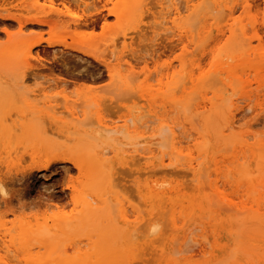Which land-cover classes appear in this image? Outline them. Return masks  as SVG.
<instances>
[{"label":"rangeland","instance_id":"374dc122","mask_svg":"<svg viewBox=\"0 0 264 264\" xmlns=\"http://www.w3.org/2000/svg\"><path fill=\"white\" fill-rule=\"evenodd\" d=\"M26 1L27 4H31L33 0ZM36 1V9L30 11L26 7L27 4H23V0H0V17L9 14L15 15L18 19L20 17V20H25L35 14L39 15L41 12H60V10V13L65 15L69 11L71 12L69 14L83 16L93 13L103 2V0H100L101 3L95 1V3L97 2L96 7L93 0H83L87 3L90 2L88 9L93 3L91 12L82 5L77 6L71 3L70 0L69 2L65 0ZM163 1L110 0L104 4L105 9L99 19L92 16L94 21L91 24L94 22L95 25L88 23V26L83 24L72 26L70 24L68 29L62 26L49 28L48 26L25 24L21 28L22 31H19L16 22L0 19V112L2 113H0V181L3 190V194L0 193V229L5 230L6 234L13 237V242L7 243L9 250L13 252H7L0 246V264H30V262L32 264V260L35 258H38L37 264H40L45 260L43 249L40 251L38 249L31 250L30 252L19 250L17 251L19 252L18 257L13 256L15 250L19 249L21 239L29 235L31 231L40 229L44 225L51 227L53 223L61 224V219H66L62 223L64 225L63 230L73 232L77 238L108 233L112 241L115 240L112 244L119 243L122 246L133 239L134 243L131 242L133 245L130 249H132L131 253L137 255V258H134L136 257L134 254V257H131V264H181L182 258L189 256L187 249L190 248V244L194 242L192 244L197 246L202 241L204 242L202 243L204 254L200 253L193 256L187 264H264V193L263 196L261 195L264 189L262 188L264 187V179L260 175V173L264 175V0H220L219 7L213 1L206 0L198 7L199 11L196 10V13L185 12L182 15L184 17L178 19L179 22L175 19L173 7L169 8ZM181 1L184 4H181L180 7L184 8L185 1L180 0L178 3ZM245 1L249 4V8L244 7ZM116 2H118L120 9L123 7V3H126V7L135 3V6L139 8H135L133 4L129 13L132 14L135 10L137 12L132 14V18L131 14L127 15L128 13H126V17H130L128 19L132 20L134 16L138 15L137 22L136 20L135 22L129 21L125 17L122 27L115 28L116 30L111 33L113 35L109 36L108 34L107 38L106 36L102 37L100 32L103 23L114 24L116 21L113 16L107 15V9H112ZM192 2L196 3L197 0H192ZM21 6L24 9H20ZM225 7L233 11L230 17L227 16ZM132 10L133 12H131ZM208 11L213 12V15L206 14ZM190 13L196 15L189 17ZM53 17L51 18L53 19ZM61 17H63L61 20L70 18ZM208 19L209 21H207ZM129 23L138 26L140 30L139 28L136 29L138 31L129 29L127 27ZM180 26L186 31H191L192 34V30H195V34H193L194 43L192 41L188 44L187 41H184L183 44H180L179 38L176 36L177 28ZM162 30L163 32L172 30V33L168 31L165 32L169 34L162 33ZM69 32L75 33L76 38L78 37L76 40L82 41L84 39V41L77 42L75 36L72 37L73 34ZM88 32H93L92 36L94 37L89 39L92 36L87 35ZM98 34L102 39L105 38V42L101 40ZM175 36L176 38H174ZM51 38L65 42V46L54 47L56 53L63 54V58L66 60L64 63L63 58L59 60L60 63L57 60H55L57 63L51 60L49 54H52L50 52L54 50L48 48L45 42ZM36 40L41 41L40 46L31 48L30 55H26L27 45ZM186 44L189 45V48L187 47L186 50L182 51V47ZM24 47L25 49H23ZM180 59H183L184 64L186 63L185 69L179 66ZM120 63L121 65H119ZM109 67L121 71L122 76L114 77L115 79L109 77L107 71ZM156 67L159 70L158 73ZM194 67L199 68L201 80L195 89L191 90V83L187 82L188 84L184 86L183 82L187 80L182 81L181 79L182 83L181 81L179 83L178 80L182 77L178 75L180 73L184 77ZM144 69L145 71H143ZM130 70L133 75L129 76ZM166 73L169 75L177 73L176 78L174 77L176 80L171 78L167 80L165 78ZM21 76L23 80L25 79L22 84L18 80ZM125 77L127 78L125 79ZM224 79L227 80L224 81ZM234 79L237 84L232 85L231 82ZM175 81L181 87L175 86ZM20 86L22 87L20 88ZM183 88H186V95L181 98ZM203 94H207L206 99L212 100L214 104L218 102L215 100L216 95L225 96L222 98L224 102H220L222 107H218L215 112L209 114L211 117L209 119V131L212 137L215 139L219 127L224 125L229 115L233 116L234 125L233 130L227 133L229 136H227L228 139L224 144L227 147H224L221 152L218 151L217 155L214 152V157H211L212 162H209L212 165L209 169L210 172L208 170L206 176L201 174V179H194L187 173L186 169L179 167L170 168L176 173L164 172L165 174L159 171L154 174L155 170L151 168L144 169L145 163L156 161L159 158L160 153L157 152L167 150L168 145L166 143L169 142L167 141L169 136L166 133L170 134L167 126L165 129L168 132L165 133L164 131L160 135L161 137L157 136L156 138L159 142L157 144H164V149L165 147L166 149H162L161 146L159 148L156 144L158 149L154 153L155 156L149 160L140 158L142 161L138 160L140 162L137 161V165L131 162V154L133 155L132 158L135 154L141 156L139 151L147 146L149 139L146 136L139 137L129 132L132 130L131 123V126L127 124L130 128L128 132L123 127L120 134L107 136L104 133L97 134L99 128L96 126L97 116L95 112L98 110L100 117L111 126H122L128 113L139 109V113L135 114L136 118L144 115L143 111L146 113L151 111L155 114L153 119L156 120L155 122L153 120L154 124H152L154 127H157L159 117L166 118L169 125L171 122H175L172 126L183 125L187 123V119L196 120L202 116L196 115L194 117L192 108L187 109L188 112L185 114L187 116H185L184 111L186 113L187 110L182 109V107L185 105L193 107ZM248 96L250 100L246 101ZM91 97L98 104L97 107L90 102ZM47 101H50L51 105L44 104ZM176 101L179 102V105L175 108ZM250 103L252 105L250 106L251 110L246 111L245 107H249ZM65 104L77 106L82 114L80 120L84 117L82 119L84 120L83 125L72 127L73 125L70 124L69 128L65 129V132L69 131L65 135H63L64 133H56L55 127L50 125L44 116L35 118V115H30L26 111L47 112L51 111V106L63 111ZM228 106L229 108H227ZM4 113L12 115L2 118ZM162 113L165 115L164 117H162ZM66 116L65 114L60 116L65 125L68 123L66 121H69ZM32 118L37 120L33 121ZM144 119L138 118L140 120L139 125ZM25 120L27 121L24 124ZM38 120L44 122L45 126ZM4 121L6 124L8 123L7 126L4 125ZM135 123L139 126L138 121ZM30 124H34L36 127L32 128L33 131L29 128ZM41 124L44 126L43 129L40 128ZM15 129L18 131L17 134H15ZM141 130L142 128H139V131ZM200 131L204 132L201 127H199ZM233 131L236 132L233 133ZM39 132H43L44 136ZM47 132L49 133L46 136ZM241 134L242 136H240ZM215 143L213 141V145ZM156 145L153 148H156ZM101 151L107 153L102 158L108 159L113 172H116L113 176L115 181L111 183L114 184L111 187H114L113 191L110 189V184L100 187L99 173L95 172L90 165L84 167V163L93 155L100 157ZM182 155L184 157H182L183 160L180 158L182 161L179 163L181 164L184 163L188 155L196 157L192 143L183 150ZM129 156L128 164L130 166L124 165L125 159ZM136 156L133 160L139 158ZM253 156L258 160L259 169L255 168ZM74 160L82 164L83 168L77 169L73 164ZM199 161L202 162L203 160L200 159ZM134 162L136 164V161ZM231 163L232 165L229 166ZM241 163L245 169L242 166L239 167ZM201 167V170L206 171L208 164L206 166L202 164ZM215 168L218 169L217 174L214 172ZM241 169H244L245 176L248 175L245 172L251 175L255 174V176L249 179L243 176L246 179L244 180L243 177L241 179V175H243ZM227 170L228 172H226ZM148 171H152L149 173L153 175L147 174ZM209 174H211L209 181L213 187H210V191L216 194V199L212 200L217 202L215 204L212 202L211 207L209 206L211 198L207 194L209 189L207 186L206 189L204 187V179H207ZM93 176L97 177V180L94 183L95 186L91 188L93 184H91L90 178ZM259 177L260 181H258ZM200 183H202L201 186H198ZM257 183L259 184L257 185ZM242 184L244 185L242 186ZM260 185L262 186L260 187ZM154 186L159 190H170L171 200L174 202L171 204L167 198L157 199L158 201L154 199L153 210L156 209L160 214L153 217L159 231L150 237H146L144 233H146L147 228L143 221L146 222V219L149 218L147 214L150 201L143 191ZM203 189L208 190V192L205 194ZM258 190L261 191L259 195ZM211 193L209 192L210 196ZM177 195L179 197H176ZM97 196L105 198L103 200L105 204H101L96 212L93 210L94 212L86 224L75 228V230L69 226L70 224L65 228L64 222L69 223L80 216L81 212L87 209V204ZM205 196L208 204L202 198ZM218 196L221 199H218ZM106 198L108 199L107 203ZM74 199H77L80 204H75ZM164 199L165 201H162L164 204L159 206L161 200ZM179 200L180 202L176 203ZM120 205L129 215L127 223L129 227H124L122 224L118 212ZM179 208H181V216L179 215ZM185 210L188 212L187 214ZM191 210L193 211L191 212ZM139 215L140 221L134 222L135 216ZM228 216L233 221L230 222ZM188 217L191 218L188 220ZM173 219L178 223L175 222L174 227L177 230L172 233L171 225L173 227V222L170 220ZM184 220L186 224L183 223ZM99 221L101 223H98ZM110 223H113L114 226L106 230ZM21 225H25L24 231H20L19 226ZM182 225L185 226L182 227ZM59 226L56 225V228H53L51 232H59L60 228H57ZM122 228L124 229L122 230ZM189 232L192 234L190 235ZM184 233L186 237L188 233L190 236L187 237L189 241L185 244L189 247H184L185 254H178L179 252H174L178 256L171 254V250L176 249L181 244L177 238L183 237ZM234 237L238 243L237 246L235 242L233 243ZM144 238L155 239V241L150 242L149 239L143 241ZM172 241L177 243V247ZM146 244L147 246L150 245L151 248L148 246V249L144 248L143 250ZM161 245L162 248L160 249L159 246L161 247ZM232 245L236 246L235 251L231 250L230 252L229 249ZM151 253H153V257L150 256ZM51 264H58V262Z\"/></svg>","mask_w":264,"mask_h":264},{"label":"bare ground","instance_id":"6f19581e","mask_svg":"<svg viewBox=\"0 0 264 264\" xmlns=\"http://www.w3.org/2000/svg\"><path fill=\"white\" fill-rule=\"evenodd\" d=\"M66 2L68 1L69 2V0H65ZM90 1V0H89ZM95 1H97V2H102V1H100V0H93V2L95 3ZM108 1H110V0H103V2H102V4H101V6H99V8L97 9H95L94 10V12L93 13H90V14H87V15H83V16H77V15H74V14H69V13H71V12H67V14L65 15V14H63V13H60L61 12V10H60V12H41V13H39V15L38 14H35L33 17H29V18H26L25 20H20V17H19V19L18 18H16L15 17V15L14 16H12V15H5V16H2V17H0V19H3V20H10V21H13V22H16L17 24H18V26H19V31L21 30L22 31V27L25 25V24H35V25H39V26H48L49 28L51 27V28H55V27H57V26H62L63 28L64 27H67V29H68V27H69V25L70 24H72V26H74V25H80V24H83V25H87L88 23H92V21H94L92 18V16H96V17H98V19H99V16H102V11L105 9V6H104V4L106 3V2H108ZM133 1H135V0H133ZM144 1V0H143ZM161 1V0H160ZM166 1V2H165ZM183 1H185V5H184V8H182V7H180V6H182L183 4H184V2H183V4H182V1H181V3H178V2H180V0H164L163 2L164 3H166V5H168L169 6V8L170 7H173V10L175 11V16H176V20H180L181 18H183L184 16H182L185 12L186 13H189V12H191V13H196L197 11H199L198 10V7H200L201 5L200 4H202L204 1H206V0H197V2L196 3H193L192 2V0H183ZM210 1H213L215 4H216V6L217 7H219V3H220V0H210ZM248 1V0H247ZM49 2H51V0H49ZM49 2H47V3H49ZM54 2V1H53ZM70 2L71 3H74L75 5H82V6H84V7H88L89 8V3H87L86 1H83V0H70ZM96 2V3H97ZM130 2H132V1H130ZM157 2H159V1H157ZM192 2V3H191ZM243 2V1H242ZM70 3V4H71ZM95 3V5L94 6H96L97 4ZM123 3V2H122ZM23 4H27V1L26 0H23ZM99 4V3H98ZM124 4V5H123ZM122 4V8L120 9L119 8V4H118V2H116L115 3V6L112 8V9H107V15H110V16H113L115 19H116V21L114 22V24H106V23H103V25L101 26V32H100V35L102 36V37H105L106 36V38H107V35L109 34V36L110 35H113V34H111L112 33V31L114 32L116 29L115 28H121L122 27V23L125 21V17H126V13H128L127 15H129V14H131V13H129L130 12V10L133 8L132 6H133V4H134V6H135V3H133V4H131V5H128L127 7H126V3H123ZM129 4V3H128ZM138 4H139V2H138ZM161 4V3H160ZM182 4V5H181ZM64 5H65V3H64ZM91 6L93 5V3L92 4H90ZM90 6V9L91 8H93V7H91ZM140 6V5H139ZM146 6V5H145ZM168 6H166V7H168ZM215 6V7H216ZM19 7H20V5H19ZM26 7L28 8V10H30V11H33V9H36V7H37V1L36 0H33L32 2H31V4H27L26 5ZM25 7V9H27ZM97 7V6H96ZM165 7V8H166ZM244 7L245 8H249V4L245 1V5H244ZM30 8V9H29ZM66 8V7H65ZM87 8V9H88ZM130 8V9H129ZM135 8H139V7H136L135 6ZM141 8V7H140ZM168 8V9H169ZM20 9H24L22 6H21V8ZM38 9V8H37ZM90 9H88V11L90 10ZM123 9H125V10H123ZM184 9V10H183ZM200 9V8H199ZM225 9L227 10V16L228 17H230L231 15H232V13H233V11L230 9V8H228V7H225ZM86 10V9H85ZM197 10V11H196ZM201 10V9H200ZM204 10V9H203ZM211 10V9H210ZM38 11V10H37ZM91 12H92V10H90ZM125 11V12H124ZM168 11V10H167ZM172 11V10H171ZM202 11V10H201ZM35 12V11H34ZM86 12H87V10H86ZM86 12H84L83 11V13H86ZM131 12H133V10L131 11ZM135 12H137V10H135L132 14H134ZM212 12V11H211ZM191 13L189 14V17H190V15H191ZM209 13V16H211L210 14H212V13H210V11H208L206 14H208ZM104 14V13H103ZM132 14H131V18H132ZM169 14V13H168ZM54 16L53 17V19L51 18L52 16ZM98 15V16H97ZM171 15V14H170ZM194 15H196V14H194ZM194 15H191V16H194ZM213 15V14H212ZM51 16V17H50ZM61 16H66V17H70L72 20H69L68 18H64L65 19V21H63V20H61L63 17H61ZM105 16V15H104ZM137 16V17H136ZM136 16H134L133 17V19L131 20V19H128V18H130V17H126L129 21L131 20V21H133V22H135V20H136V22H137V19L136 18H138V15H136ZM55 18V19H54ZM60 18V19H59ZM105 18V17H104ZM213 18V17H212ZM212 18H210V19H212ZM21 19H23V18H21ZM95 19V18H94ZM102 19V18H101ZM141 19V18H140ZM188 20L190 19V18H187ZM202 19V18H201ZM123 20V21H122ZM179 20H178V22H179ZM205 20V19H204ZM100 21V20H99ZM207 21H209V19L207 20ZM120 22H121V24H120ZM139 22V21H138ZM101 23V22H100ZM130 23H132V22H130ZM128 24L127 25V27L129 28V29H132V30H136L137 28H139L138 26H135V25H131V24ZM90 24H89V28L91 27L90 26ZM93 24H94V22H93ZM93 24H91V25H93ZM97 24V23H96ZM132 24H134V23H132ZM160 25H161V23H159ZM168 24V23H167ZM186 24H188V22H186ZM95 25V24H94ZM155 25V24H154ZM153 25V26H154ZM71 26V25H70ZM88 26V25H87ZM125 26V25H124ZM159 26V25H158ZM186 26V25H185ZM187 26H189V25H187ZM126 27V28H127ZM140 27H141V25H140ZM169 27V26H168ZM177 27V26H176ZM191 27V26H190ZM125 28V27H124ZM128 28H127V30H128ZM159 28H160V26H159ZM62 29V28H61ZM92 29V28H91ZM114 29V30H113ZM170 29H172V27H170ZM178 30L176 31V36L179 38L178 39V41L180 42V44H183L184 43V41H187L188 42V44L189 43H191L192 41H193V34H195L194 32H195V30H192L191 28V30L193 31V34H192V32L191 31H186V30H184L183 29V27H178L177 28ZM58 30V29H57ZM64 30V29H63ZM139 30H140V28H139ZM206 30V29H205ZM68 31V30H67ZM136 31H138V30H136ZM165 31H168V30H165ZM163 32V30H162V33H166V34H169V33H172L171 31L172 30H170V31H168V32ZM173 31H174V29H173ZM175 32V31H174ZM174 32H173V34H174ZM19 33V32H18ZM70 33V32H69ZM116 33V32H115ZM70 34H73V33H70ZM69 34V35H70ZM75 34V33H74ZM73 34V36L72 37H74L75 35ZM87 35H89V36H92L93 35V32H88V33H86ZM204 34V33H203ZM68 35V34H67ZM99 34H98V36L101 38V40H104V42H105V38L104 39H102V37L100 36ZM71 36V35H70ZM95 36H97V35H95ZM108 36V37H109ZM170 36V35H169ZM172 36V35H171ZM176 36L174 37V38H176ZM199 36V35H198ZM94 36H92V37H90L89 39H91V38H93ZM75 38V40L78 38H76V36L74 37ZM77 42L79 41V43H81V42H83L84 41V39L81 41V40H76ZM75 41V42H76ZM81 41V42H80ZM40 40H36L35 42H32V43H30V44H28L27 45V47H26V49H25V47L23 48V49H25L26 50V55H30V51H31V48H33V47H38V46H40ZM46 42V44H47V47L48 48H52V50H54V47L55 46H65V42L64 41H62V40H57V39H53V38H51L50 40L48 39V40H46L45 41ZM192 43H194V41L192 42ZM179 44V45H180ZM188 44H186L185 46H183L182 47V51L183 50H186L187 49V47L189 48V45ZM191 45V44H190ZM73 47H76V46H74L73 45ZM56 50H54V51H51L50 53H52V54H49L50 56H51V60H53V61H55V60H57L58 62H59V60L60 59H62L63 58V54L61 53H56L55 52ZM23 52V51H22ZM46 53V52H45ZM185 53H186V51H185ZM182 54H184V53H182ZM46 56V55H45ZM49 56V57H50ZM182 56H184V55H182ZM48 57V56H47ZM97 58V57H96ZM181 58H183V57H181ZM66 60H65V58H63V63L65 62ZM183 61V59L181 60H179V66L180 67H183L184 68V66L185 67H187L186 66V63L184 64V62H182ZM56 62V61H55ZM194 62V61H193ZM57 63V62H56ZM60 63V62H59ZM62 63V62H61ZM67 63V62H66ZM100 63V62H99ZM102 63V62H101ZM68 64V63H67ZM126 64V63H125ZM62 66H64V64H61ZM66 65V64H65ZM119 65H121V63L119 64ZM124 65V64H123ZM130 65V64H129ZM61 66V67H62ZM108 66V65H107ZM125 66V65H124ZM158 66V65H157ZM119 67H121V66H119ZM67 68V67H66ZM110 68V69H109ZM108 68V76L109 77H111L112 79L114 78V77H121L122 76V73H121V71H119V70H114V68L113 67H109ZM159 68V67H158ZM168 68V67H167ZM182 69V68H181ZM185 69V68H184ZM156 70H158L157 69V67H156ZM169 70H170V68H169ZM168 70V71H169ZM143 71H145V69L143 70ZM182 71V70H181ZM180 71V72H181ZM187 71V70H186ZM129 72H131V70L129 71ZM159 72V70L157 71V73ZM133 72H131V73H128V75L130 76L131 74H132ZM156 73V72H155ZM168 73V72H167ZM166 73V74H167ZM221 73H222V71H221ZM169 74H170V72H169ZM169 74H167V76L165 77L167 80L169 79V78H171V79H174V77H175V75H177V73L175 74V75H169ZM127 77H129L127 74H125ZM133 75V74H132ZM184 75V74H183ZM199 75H200V71H199V68H195L194 67V69L193 68H191V70H190V72L186 75L185 74V76L183 77V76H181L180 75V73H179V75L178 76H180V77H182V78H179V83H180V81L182 80V81H184V80H187V81H184L183 82V85L185 86V84H188L187 82H190L191 83V90L192 89H195V87H196V85L199 83V80H201V78L199 77ZM165 76V75H164ZM127 77H125V79L127 78ZM163 77V76H162ZM20 79H18L19 80V82L22 84V83H24V80H23V78H22V76L21 77H19ZM176 78V77H175ZM115 79V78H114ZM162 79H164V78H162ZM177 79H178V77H177ZM181 79V80H180ZM223 79V78H222ZM174 80H176V79H174ZM227 80V79H226ZM225 79H224V81H226ZM182 81H181V83H182ZM121 82V81H120ZM162 82V81H161ZM171 83L173 82V81H170ZM235 82H237V81H235V79L234 80H232V82H231V84L233 85V84H237V83H235ZM26 83V82H25ZM55 83V82H54ZM176 83H178V82H174V85L175 86H177V85H179V83L178 84H176ZM63 84V83H62ZM169 84V83H168ZM167 84V85H168ZM55 85V84H54ZM180 87H181V85H179ZM22 86H20V88H21ZM185 89L186 88H183V95L181 96V98H184V96L186 95L185 94ZM194 92V91H193ZM192 92V93H193ZM191 93V94H192ZM223 93V92H222ZM249 93V92H248ZM190 94V93H189ZM206 95L207 94H203L201 97H200V100L197 102V103H195L194 105H193V107H190L189 105H185L184 107H182V109H184V110H189L190 108H192L191 109V111H192V114L194 115V117L196 116V115H202L201 117H199L198 119H187L186 121H187V123H185V124H183V125H179V124H176V126H172L173 124H175V122L173 123V122H171V125H169L168 123H167V119L166 118H161V117H159L158 118V124H157V127H154V126H152V124H154L153 123V120H154V122H155V120L156 119H153L154 118V116H155V114L154 113H152L151 111H147V113L146 112H144L143 111V113H145L144 115H142L141 117H138L139 119H142V118H145L144 119V121L142 122V123H140V125H139V122H140V120H138V118H136L137 116L135 115L136 113H139V110H137V111H134V110H132V111H130V114L128 113V115H127V118H124L125 120L123 121V125L122 126H111V125H109V124H106L105 123V121L100 117V115H99V110L98 111H96L95 112V114H96V116H97V119H96V126H98V128H99V132H97V134H101V133H104V134H106V136L107 135H115V134H120V133H122V128L123 127H125L126 128V132H128L129 131V129L130 128H128V126H127V124H129L130 125V123L132 124V130L131 131H129V132H131V133H133V135L135 134L136 136H139V137H143V136H146L148 139H149V141H148V143H147V146L142 150V151H139L140 152V155L143 157H141V156H139V155H137L136 156V154H135V156L136 157H138L139 156V158L137 159V160H133V159H135L134 157L132 158V154H131V159H130V156H129V158L127 157L126 159H125V161H124V165H129L128 164V160L130 159L131 160V162H133L134 163V165H137V161L138 160H140V158L142 159V160H149V159H151L153 156H155L154 155V153L157 151V149H158V146H159V148H160V146H161V148L162 149H164V144H162V143H160V144H162V145H159V144H157V140H156V138H157V136H159V137H161L160 135L165 131V133H166V126L169 128V131H170V134H168V133H166V135H168L169 136V140H168V138H167V141H169V142H167L166 143V145H168L167 146V150L166 151H160V152H157V153H160L159 154V156L158 155H156V156H158L159 158L156 160V161H152V162H148V163H145L144 164V169H148V168H151V169H154L155 170V172H154V170H152L153 172H154V174H156V173H158L157 171H159L160 173H167V172H170V173H176V171L175 172H173V171H171V169H173V167L174 168H184V170L186 169V171H187V173H189L194 179H201V174H202V176H203V174L206 176V172L210 169V166H212L209 162H212V159H211V157L216 153V155H217V153H219V152H221L222 150H223V148L224 147H227V145H224L225 143H226V141H227V139H228V137L227 136H229V134H227L230 130L232 131L233 129V125H234V122L232 121V119H233V116H231V115H229L228 116V118H227V120H226V122L224 123V125H222L221 127H219L220 129H219V131L217 132V134H216V136H215V139L212 137V134L210 133V131H209V119L211 118L210 117V115L209 114H211L212 112H215L216 110L215 109H218V107L219 108H221L222 107V105L220 104V102H224V99H222V98H224L223 97V95L222 94H219V95H216V99L215 100H217L218 102H217V104H214L213 102H212V100H207L206 99ZM252 96V95H251ZM30 97V96H29ZM254 98V97H253ZM89 99V98H88ZM244 99V98H243ZM243 99H241V100H243ZM89 100H91L90 102L91 103H93V106H98V104L96 103V101H94L93 99H92V97H91V99H89ZM246 101L247 100H250V97L248 96L246 99H245ZM187 101V100H186ZM253 101V100H252ZM252 101H250V102H252ZM179 102H175V108L179 105L178 104ZM219 103V104H218ZM237 103V102H236ZM240 103V102H239ZM28 104V103H27ZM26 104V105H27ZM44 104H49V105H51V102L50 101H47L46 103H44ZM66 105V104H65ZM137 105H138V103H137ZM28 107H30L29 105H27ZM135 106V105H134ZM188 106V107H187ZM221 106V107H220ZM250 106H252L251 105V103L249 104V107L248 106H246L245 107V110L246 111H250L251 110V107ZM185 107H187L186 109H185ZM244 107V106H243ZM51 108V111H47V112H44V111H38V112H33V111H31V110H26L27 112H29V114L30 115H35L34 117L36 118H41L42 116H44L45 118L44 119H46L47 121H49V124L50 125H52V126H54L55 127V131H56V133H58V134H63V135H65V133L67 134V132H69V131H67V132H65V129L68 127L69 128V125L70 124H72L73 126L72 127H76L77 125H79V126H81V125H83V121L84 120H82V119H84V117L83 118H81V120H80V117L82 116V114H81V111H79L78 110V107L77 106H75L74 104H72V105H70V106H68V105H66V106H64L63 107V111H60V110H58V109H56L55 108V106H51L50 107ZM227 108H229V106L227 107ZM226 108V109H227ZM143 108H141V110H142ZM237 109H239L238 108V106H237ZM10 110V109H9ZM144 110V109H143ZM188 110L186 111V113H185V111H184V115L185 114H187V112H188ZM235 110V109H234ZM241 110H242V108H241ZM158 111V110H157ZM220 111H221V109H220ZM237 111V110H236ZM235 112V111H234ZM243 112V111H242ZM245 112V111H244ZM1 113V112H0ZM84 113V112H83ZM2 114V113H1ZM23 114H24V112H23ZM29 114H27L28 116H29ZM62 114H65V115H67L66 117H68L69 118V121H66V122H68L66 125H65V122L63 121V118L62 117H60ZM163 114V113H162ZM167 114H168V112H167ZM12 115V114H11ZM11 115H10V113H4L3 114V116H2V118H5V116H8V117H11ZM26 115V116H27ZM13 116H14V114H13ZM13 116H12V119H13ZM15 116H16V114H15ZM165 115L163 114L162 115V117H164ZM169 116V115H168ZM167 116V117H168ZM185 116H187V115H185ZM212 116V115H211ZM221 116H222V114H221ZM65 117V118H66ZM209 117V118H208ZM219 117V119H220V116H218ZM225 117H226V115H225ZM27 118V117H26ZM25 118V119H26ZM136 118V120H134ZM187 118H189V117H187ZM30 119V118H29ZM33 119V121H35V120H37V119H34V118H32ZM121 119H123V118H121ZM152 119V120H151ZM175 119V118H174ZM180 119V118H179ZM178 120V119H177ZM224 120H225V118H224ZM238 120V119H237ZM236 120V121H237ZM6 121H8V120H6ZM26 121L27 120H25V122H24V124L26 123ZM39 121V120H38ZM44 121V120H43ZM136 121H138V125L139 126H137V125H135V124H137V123H135ZM168 121H169V119H168ZM176 121V120H175ZM3 122V121H2ZM16 122V121H15ZM39 122H41V121H39ZM4 123H5V121H4ZM13 123H14V120H13ZM17 123V122H16ZM15 123V124H16ZM29 123H30V121H29ZM41 123H43L44 124V126H45V123L44 122H41ZM237 123V122H236ZM236 123H235V125H236ZM3 124V123H2ZM8 124V123H7ZM7 124L5 123L4 125H6L7 126ZM22 124V123H21ZM43 124H41L42 126L40 127L41 129H43ZM47 124V123H46ZM5 126V127H6ZM32 126V127H31ZM34 126V124L32 125V124H30V127L29 128H36L35 126ZM47 126V125H46ZM131 126V125H130ZM9 127V126H8ZM57 127H59V128H57ZM78 127V126H77ZM199 127H201L202 128V130L204 131L203 133H202V131H200L199 132ZM47 128V127H46ZM50 128H52V127H50ZM139 128H142V130L141 131H139ZM10 129V128H9ZM16 129H17V126H16ZM15 129V130H16ZM33 129H32V131H33ZM40 129V130H41ZM157 129H158V133H157ZM15 130H13V131H15ZM40 130H38V131H40ZM53 130V129H52ZM47 131H49L48 129H47ZM54 131V130H53ZM125 131V130H124ZM178 131V132H177ZM230 131V132H231ZM2 132V131H1ZM168 132V131H167ZM234 132H236V131H233V133ZM18 133V131L16 130V133L15 134H17ZM30 133H31V131H30ZM39 133H41V132H39ZM43 133V132H42ZM41 133V134H42ZM48 133L49 132H47V134H45L46 136L48 135ZM55 133V132H54ZM123 133H125V132H123ZM164 133V134H165ZM238 133V132H237ZM44 134V133H43ZM42 134V136H44ZM53 134V133H52ZM23 135V134H22ZM126 135V134H125ZM68 136V135H67ZM127 136V135H126ZM168 136H166V137H168ZM240 136H242V134L240 135ZM17 137H19V135H17ZM20 137H21V135H20ZM105 137V136H104ZM59 138H61V137H59ZM129 138V137H128ZM246 138V137H245ZM131 139V138H130ZM137 139H139L138 137H137ZM213 141L214 142H216L215 143V145H213ZM166 142V141H165ZM159 143V142H158ZM192 143V146H193V148H194V150H195V153H196V157H193V156H191V155H188L187 157H186V155H185V161H184V163H179L180 161H182L183 160V158L182 157H184L183 155H182V153H183V150L184 149H187L188 147H189V145ZM158 146H157V145ZM241 144V143H240ZM155 145L157 146L156 148H153V146L155 147ZM165 145V146H166ZM222 147V148H221ZM217 148V149H216ZM221 148V150H219ZM165 149H166V147H165ZM164 149V150H165ZM139 150V149H138ZM137 150V151H138ZM104 151V150H103ZM103 151H101L100 152V157H96L95 155H93L89 160H87L85 163H84V167L86 166V165H90L91 167H92V169L95 171V172H98L99 173V180H98V182H99V185H100V187H105L106 185H111L110 186V189H112L111 191H113V188H111L112 186H114V184L112 185L111 183L112 182H114L115 181V179H113V176L115 175V173L116 172H113V169L110 167V163H109V161H108V159H104V158H102L104 155H106ZM134 151V150H133ZM219 151V152H218ZM243 151V150H242ZM130 152V151H129ZM132 152V151H131ZM215 152V153H214ZM182 155V156H181ZM214 157V156H213ZM3 158V157H2ZM1 158V159H2ZM182 160H181V159ZM200 159H202L203 161L201 162V161H199ZM133 160V161H132ZM142 160H140V161H142ZM253 160H255V164H256V167L255 168H257V169H259V166H258V160H257V158L255 157V156H253ZM134 161H136V164H135V162ZM140 161H138V162H140ZM219 162V161H218ZM107 163H109L108 165H107ZM129 163H130V161H129ZM73 164L76 166V168L77 169H82L83 168V165L82 164H80L78 161H76V160H74L73 161ZM131 164V163H130ZM202 164H204L205 166L208 164V167H207V170L206 171H204V170H201L202 169ZM134 165H132V166H134ZM230 165H232V163L231 164H229V166ZM130 166V165H129ZM242 166V163L240 164V166L239 167H241ZM200 167H201V169H200ZM224 167V166H223ZM158 168V169H157ZM171 168V169H170ZM242 168H244L243 166H242ZM211 169H212V167H211ZM245 169V168H244ZM244 169H241L242 170V172H243V175H241V179H242V177L243 176H245L244 175ZM115 170V169H114ZM184 170H183V172H184ZM201 170V171H200ZM223 170H224V168H223ZM222 170V171H223ZM144 171V170H143ZM152 171H148V173L147 174H150V175H153V174H151L152 173ZM204 171V172H203ZM145 172H146V170H145ZM149 172H151V173H149ZM180 172H182V171H180ZM182 172V173H183ZM200 172V173H199ZM202 172V173H201ZM209 172H210V170H209ZM214 172L217 174L218 173V169L217 168H215V170H214ZM226 172H228V170L226 171ZM164 173V174H165ZM169 173V174H170ZM184 173H186V172H184ZM248 174V175H246L245 177L246 178H250V177H252V176H255V174H249L248 172H245V174ZM188 174V175H189ZM221 174V173H220ZM240 174V173H239ZM238 174V175H239ZM187 175V174H186ZM189 175V176H190ZM212 175H214V174H212ZM226 175H228V173H226ZM257 175V174H256ZM260 175H262L261 176V178L262 179H264V175H263V173H260ZM210 176H211V174H209V175H207V179L205 180L204 179V187H205V189H206V186H207V188L209 189V192L211 193V196H210V194H209V192H208V190H206L205 191V189H203V191H204V193L206 194L207 192V194H208V197L209 198H211V203L209 204V206L211 205L212 206V204L214 203H217L216 201L215 202H213L214 200H212V199H216V194H214V192L213 191H210L211 189H210V187H211V185L212 184H210V181H209V178H210ZM213 177V176H212ZM224 177V176H223ZM228 179H230V177H228V176H226ZM219 178H222V177H220L219 176ZM225 178V177H224ZM223 178V179H224ZM245 178V179H246ZM254 178V177H253ZM243 179H244V177H243ZM244 179V180H245ZM97 180V177H95V176H93V177H91L90 178V182H92L91 184H93L92 186H91V188H93L95 185H94V183H95V181ZM221 180V179H220ZM258 181H260V177H259V179H258ZM203 182V181H202ZM212 182V181H211ZM219 182V181H218ZM213 183V182H212ZM250 183V182H249ZM153 184V183H152ZM201 184L202 183H200L198 186H201ZM217 184H219V183H217ZM259 183H257V185H258ZM260 184H261V182H260ZM229 185H232V184H229ZM244 184H242V186H243ZM252 185V184H251ZM156 186V185H155ZM149 187V188H146L144 191H143V193L145 194V196L148 198V200L150 201V205H149V211H148V217L149 218H147L146 219V222L145 221H143L145 224L144 225H146V228H147V231H146V228H145V231H146V233H144L145 235H146V237H150V235H153L154 233H156L157 231H159V229H158V225L156 224V222H155V218L153 217V216H157L158 214H160V213H158L159 211H157L156 209V212H155V210H153L154 208H153V201H154V199H156V201H158L157 199H163V198H167V201H170L171 202V204L174 202V201H172L171 200V196H172V194L170 193V190H159L157 187ZM255 186H256V184H255ZM262 185H260V187H261ZM263 186H264V184H263ZM147 187V186H146ZM253 187V186H252ZM260 187H256V188H260ZM109 188V187H108ZM159 188H160V186H159ZM211 188H213V187H211ZM231 188V187H230ZM240 188L242 189V187H241V185H240ZM240 188H238V189H240ZM262 188H264V187H262ZM261 188V189H262ZM104 189V188H103ZM240 189V190H241ZM243 189L245 190V188L243 187ZM252 189V188H251ZM200 190H201V188H200ZM244 190H241V191H244ZM260 190V189H259ZM258 190V191H259ZM104 191V190H103ZM239 191V190H238ZM237 191V192H238ZM263 191H264V189H263ZM262 191V196H263V192ZM253 192H255L256 193V191H253ZM260 192L261 191H259V193H258V195L260 194ZM0 193L1 194H3V190H2V184H1V181H0ZM176 193V192H175ZM250 193H251V190H250ZM249 193V194H250ZM174 194V193H173ZM213 194H214V196H213ZM248 194V193H247ZM105 195H107L106 193H105ZM212 196H213V198H212ZM107 197V196H106ZM176 197H179L178 195L176 196ZM108 198V197H107ZM106 198V203H107V201H108V199ZM204 200H205V203H207L206 202V196H205V198L204 197H202ZM201 198V199H202ZM220 197L218 196V199H219ZM262 198V197H261ZM202 199V200H203ZM221 199V198H220ZM260 199V198H259ZM75 200V204H80V202L77 200V199H74ZM103 200H105V198L103 199V197H95L90 203H88L87 204V209L86 210H84V211H82L81 212V214H80V216H78V217H76V218H74L73 220H71V222H69V223H65L64 222V224H65V228L66 227H68L67 225H69V226H71L74 230H75V228H78V227H81V226H84L85 224H86V222L88 221V218H90L91 216H92V214H93V210H95V212L97 211V209L99 208V206L101 205V204H105V201H103ZM182 200V199H181ZM261 200V199H260ZM162 201L164 202L165 201V199L164 200H161V202L159 203V206H160V204H161V206L164 204H162ZM187 201H189V200H187ZM219 201H221V200H219ZM180 202V200L178 201V202H176V203H179ZM189 202H191V201H189ZM213 202V203H212ZM155 204V203H154ZM157 204H158V202H157ZM208 204V203H207ZM192 205V204H191ZM97 206V207H96ZM207 207H208V205H206ZM210 206V207H211ZM175 207V206H174ZM161 209H162V207H161ZM170 209V208H169ZM176 209H177V207H176ZM187 209V208H186ZM193 209V208H192ZM205 209H207V208H205ZM118 210V209H117ZM179 215L181 216L182 214H180L181 213V208H179ZM186 211V210H185ZM193 210H191V212H192ZM119 216H120V218H121V221H122V224H123V226L124 227H129L128 226V219H129V215L127 214V211H125L124 209H123V207H122V205H120V208H119ZM176 212V211H175ZM157 213V214H156ZM186 214L188 213L187 211L185 212ZM134 214V213H133ZM138 214V213H137ZM184 214V213H183ZM146 215V216H147ZM119 216H117V217H119ZM142 216V215H141ZM155 216V217H156ZM190 216L192 217V215L190 214ZM190 217V218H191ZM229 217V216H228ZM189 217L187 218L188 220L190 219ZM230 218V217H229ZM119 219V218H118ZM140 215L139 216H135V221L134 222H139L140 220ZM187 219H185L186 220V222H187ZM228 219V218H227ZM64 220H66V219H61V222L63 223V221ZM143 220V219H142ZM185 220H184V222L183 223H185ZM229 220V219H228ZM231 220L233 221V219L232 218H230V222H231ZM60 221V220H59ZM108 221V220H107ZM170 221H172L173 222V227H172V225H171V228H172V233H173V231L174 232H176V230L177 229H175V224L176 223H178V221H175L174 219L173 220H170ZM60 222V223H61ZM105 222V221H104ZM176 222V223H175ZM264 222V221H263ZM52 224V226L51 227H47L46 225H44V227H41L40 229H37V230H33V231H31V233L29 234V235H27V236H25L24 238H22L21 239V243H20V247H19V249L18 250H15V254L13 255L14 257H18L17 255H19V252H17V251H19V250H23V251H25V252H30L31 250H36V249H38V251H40V249H43L44 250V253H45V260H43L40 264H51V263H53V262H58V264H131V257H134V254L133 253H131V250L132 249H130V247L133 245V243H134V240L133 239H131V242L133 241V243H131V242H129V243H126L124 246H122L121 244H119V243H117L116 245H114V244H112V242H114L115 240H113L112 241V238H111V236H109L108 235V233H98V234H94V235H91V236H87L86 238H77L76 236H75V234L73 233V232H65L64 230H63V224ZM98 223H101V221H99ZM170 224H171V222H169ZM143 224V223H142ZM186 224V223H185ZM56 225H60L59 227H57V228H60V231L59 232H51V230L53 229V228H56ZM61 225H62V227H61ZM112 226H114V224L113 223H110L109 224V226L108 227H106V230L109 228V227H112ZM185 225H182V227H184ZM20 228V231H24V227H25V225H21V226H19ZM194 227V226H193ZM99 228V227H98ZM160 228V227H159ZM178 228V227H177ZM180 228H181V226H180ZM242 228V227H241ZM105 229V228H104ZM121 229V228H120ZM124 228H122V230H123ZM175 229V230H174ZM191 229V228H190ZM193 230V229H192ZM112 231H113V229H112ZM133 231V229L131 230V232ZM131 232H130V235H131ZM190 233V235L192 234L191 232H189ZM189 233H188V235H187V237H190L189 236ZM80 234V233H79ZM129 237V236H128ZM187 237L185 236V233L183 234V237L181 236H179L178 238H177V240H178V242H180L181 241V244L178 246L179 247V249H178V247L176 246L177 245V241H176V239H174L177 243H175V241L173 242L172 241V243H174V245L177 247L176 249L174 248V249H172V250H174V251H172L171 250V254H174V255H176V256H178V254H185L184 252L186 251L185 249H184V247L186 246L187 248L189 247V246H187V245H185L186 243H188V241L189 240H187ZM145 239H149L150 240V242L152 241V242H154L155 241V239L154 240H152L151 238H144V240L143 241H146ZM234 239V241H233V243L235 242V245L236 244H238V243H236V239H235V237L233 238ZM171 240V239H170ZM180 240V241H179ZM136 241V240H135ZM12 243L13 242V237L10 235V234H6L5 233V230H1L0 229V246H2V248H4L5 250H7V252H13L12 250H9V248H8V246H7V243ZM148 242V241H147ZM192 243H194V242H192ZM190 244L191 246H190V248H188L187 250V252H189V253H187V254H189V256H186V257H183L182 258V260H181V264H187L188 262H189V260L193 257V256H196V255H199L200 253L201 254H204V245L202 244V243H204L203 241H202V243H200L199 245H197L196 246V244H194L195 246H196V248H195V246L193 245V244ZM151 245H154L153 243H151ZM174 245H173V247H174ZM192 245H193V247L195 248H193L192 247ZM122 246V247H121ZM149 247H150V245H148ZM147 244H146V246H144L143 247V250H144V248H146V249H148L147 247ZM237 246V245H236ZM236 246H231V248L229 249V251L231 252V250H233V251H235L234 250V248L236 247ZM1 248V249H2ZM151 248V247H150ZM155 248H157V247H155ZM159 248L161 249L162 248V245H161V247L159 246ZM191 248H193V249H191ZM3 249V250H4ZM11 249V248H10ZM145 249V250H146ZM154 249V248H153ZM152 249V250H153ZM190 249V250H189ZM177 253V252H179L178 254H175V253ZM230 252H228V253H230ZM21 254V253H20ZM32 254V253H31ZM138 255H140L139 253H137ZM144 254V253H143ZM161 254H162V250H161ZM170 254V255H171ZM30 255V254H29ZM136 255V254H135ZM152 255V256H151ZM167 255V254H166ZM165 255V256H166ZM141 256V255H140ZM143 256H146V255H143ZM150 256L151 257H153L154 255H153V253H151L150 254ZM165 256H164V259H165ZM139 257V256H138ZM142 257V256H141ZM150 257V258H151ZM179 257H180V255H179ZM224 257V256H223ZM134 258H137V255H136V257H134ZM133 258V259H134ZM163 258V257H162ZM225 258V257H224ZM135 260V259H134ZM138 260V259H137ZM151 260H152V258H151ZM154 261V260H153ZM161 262V261H160ZM159 262V263H160ZM38 263V258H35V259H33L32 260V264H37ZM30 264H31V262H30Z\"/></svg>","mask_w":264,"mask_h":264}]
</instances>
